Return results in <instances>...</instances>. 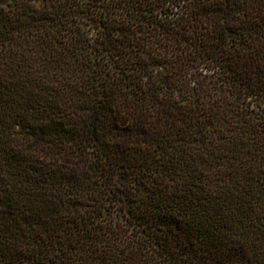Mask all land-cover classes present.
I'll use <instances>...</instances> for the list:
<instances>
[{
    "label": "trees",
    "instance_id": "trees-1",
    "mask_svg": "<svg viewBox=\"0 0 264 264\" xmlns=\"http://www.w3.org/2000/svg\"><path fill=\"white\" fill-rule=\"evenodd\" d=\"M0 264H264V0H0Z\"/></svg>",
    "mask_w": 264,
    "mask_h": 264
}]
</instances>
